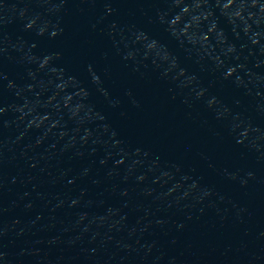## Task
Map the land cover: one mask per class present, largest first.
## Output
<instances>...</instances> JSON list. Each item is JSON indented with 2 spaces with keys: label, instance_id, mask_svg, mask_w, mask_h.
I'll return each mask as SVG.
<instances>
[{
  "label": "clouds",
  "instance_id": "1",
  "mask_svg": "<svg viewBox=\"0 0 264 264\" xmlns=\"http://www.w3.org/2000/svg\"><path fill=\"white\" fill-rule=\"evenodd\" d=\"M168 3L173 5L172 8L169 9V28H172L173 25H175L177 28L183 30L186 25L190 23V20L192 17H198L200 20L199 24V34L201 36L207 35L211 39L208 42V45L211 46V42L216 38L217 30L220 27V22L228 21L229 26H231L232 23L239 20L242 24L245 25L243 28V33L247 35L251 31V24L255 21V11L259 10V3L260 0H198L195 4V8L191 6L192 0H181L180 3H176V0H167ZM206 5H213V7L210 10L206 11H200V9ZM110 11V9H109ZM183 13V15H181ZM247 17V18H246ZM161 20L164 19L163 16L160 17ZM179 20V23L176 22ZM211 21V27H207L204 30H201V26L205 24V22ZM37 20L33 19L31 23L27 24L28 29H32L36 26ZM48 23L45 22V27L39 28L37 34L43 36L44 33L47 31ZM59 29L57 28L56 31H53V33L58 34ZM9 44H11V41H8ZM222 43V40H221ZM257 42H253L255 44ZM202 45V47L207 51L208 49L205 48ZM15 47V45H13ZM35 45H33V48ZM234 51V48H229V52ZM59 54H56V58H58ZM33 55L29 57L30 60L34 61L32 58ZM220 59L219 56L215 57V60L217 61ZM217 63V62H216ZM218 69H222L225 73V78L230 77H236V82L240 85H244L245 81L240 78L237 73L238 71H248L247 67L245 65H241L238 69L237 67L232 66H224L221 64H217ZM91 70V69H90ZM182 75L183 71H182ZM33 79H35V76L33 75ZM256 80V74L254 72L249 73V82L252 83ZM12 87V85H10ZM131 93H129L130 95ZM206 94V90L202 89L198 93V97L202 98ZM217 103V100L215 97H212L207 100V105L209 108H212ZM23 108H20L19 111L23 112ZM2 115V113H0ZM21 120L24 119L23 116L20 117Z\"/></svg>",
  "mask_w": 264,
  "mask_h": 264
}]
</instances>
